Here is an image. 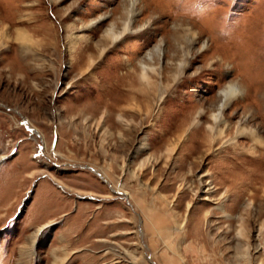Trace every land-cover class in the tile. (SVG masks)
<instances>
[{
    "label": "rangeland",
    "instance_id": "obj_1",
    "mask_svg": "<svg viewBox=\"0 0 264 264\" xmlns=\"http://www.w3.org/2000/svg\"><path fill=\"white\" fill-rule=\"evenodd\" d=\"M0 264H264V0H0Z\"/></svg>",
    "mask_w": 264,
    "mask_h": 264
},
{
    "label": "bare ground",
    "instance_id": "obj_2",
    "mask_svg": "<svg viewBox=\"0 0 264 264\" xmlns=\"http://www.w3.org/2000/svg\"><path fill=\"white\" fill-rule=\"evenodd\" d=\"M69 50L71 51V50H74V44H72L71 46H70V48H69ZM145 88V87H144ZM237 93V89L235 88V87H231L230 89H229V91L228 92H226V94H225V97L224 98H227L228 96H230V95H232V94H236ZM147 92H145V96H147ZM224 96V95H223ZM146 98V97H145ZM224 105V104H223ZM219 114V113H218ZM213 117L214 118H216L217 119V114L215 113V114H213ZM185 121V120H184ZM215 121V120H214ZM186 122V121H185ZM187 122H188V119H187ZM186 122V123H187ZM217 122V121H216ZM214 124V123H213ZM185 125H187V124H185ZM215 130V129H214ZM243 131V130H242ZM220 133V132H219ZM247 133V132H246ZM221 134V133H220ZM241 134V133H240ZM245 135V134H244ZM214 136V135H213ZM222 136V135H221ZM252 136V135H251ZM217 137H219V135L217 136ZM252 140H253V138H251ZM257 139H259V138H257ZM232 140V139H231ZM219 141V140H218ZM213 142H215V141H213ZM259 142V141H258ZM259 144V143H258Z\"/></svg>",
    "mask_w": 264,
    "mask_h": 264
}]
</instances>
